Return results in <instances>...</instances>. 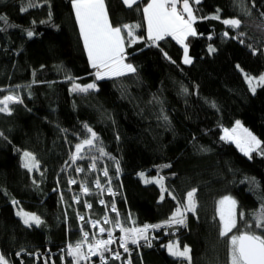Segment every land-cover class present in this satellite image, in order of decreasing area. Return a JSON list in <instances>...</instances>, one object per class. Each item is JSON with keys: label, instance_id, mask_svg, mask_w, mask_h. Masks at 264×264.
<instances>
[{"label": "trees", "instance_id": "16d2710c", "mask_svg": "<svg viewBox=\"0 0 264 264\" xmlns=\"http://www.w3.org/2000/svg\"><path fill=\"white\" fill-rule=\"evenodd\" d=\"M150 2L128 7L123 0H105L112 25H140L134 35L141 39L129 46L125 36L134 73L98 81L71 0H0V16L6 17L0 20V99L11 94L23 101L0 112V255L8 264H53L50 257L54 264H63L61 258L73 264L66 248L81 242V225L61 170L69 152L90 137L87 128L97 140L83 150V180L92 189L90 157L110 158L113 173L119 163L122 177L115 187L125 223L128 213L137 227L164 223L196 190L195 213H186L185 231L169 242L190 247L191 264H229V238L220 235L216 211L225 196L238 203L239 231L229 236L247 225L264 234L252 215L264 204V86L253 93L245 78L264 76V0H189L198 20L197 35L185 40L191 63H184V46L175 38L156 44L147 39L142 10ZM224 19H240L241 26L232 28ZM74 83L97 87L73 92ZM237 121L260 139L261 155L246 156L223 138V129ZM25 151L38 168L23 167ZM140 173L163 177L167 191L145 184ZM57 187L61 196L53 193ZM88 201L91 218L102 220L98 197ZM21 211L42 223L25 225ZM167 244L142 247L140 255L132 254L133 264H188L170 256Z\"/></svg>", "mask_w": 264, "mask_h": 264}, {"label": "snow or ice", "instance_id": "6c2138e0", "mask_svg": "<svg viewBox=\"0 0 264 264\" xmlns=\"http://www.w3.org/2000/svg\"><path fill=\"white\" fill-rule=\"evenodd\" d=\"M123 2L128 6L132 7L138 2V0H123ZM180 0H151V3L147 5L142 11L147 19V39L151 40L153 44L158 41L163 40L167 36H171L177 40L178 43L184 46V63H191L188 56V46L185 44V40L189 36H196L197 32L193 27L194 22L197 17L193 13V9L190 6L189 0H182V8L178 10V3ZM193 3L199 4L200 0H192ZM72 7L75 10V17L79 24L80 34L83 38V43L87 49L88 58L93 69H96L95 77L96 79H104L110 76H121L126 73H134L136 71L135 67L130 63H125V36L128 38L129 46L136 43L141 37L134 35V29L140 27V25H122L113 26L109 20L108 12L105 5V0H71ZM29 6L34 7L29 3ZM27 10L26 8L24 9ZM264 15V14H262ZM187 17V18H185ZM211 19H220V17L213 16ZM0 20H6V17L0 16ZM224 24L231 26L232 28L239 29L241 26L240 19H224L222 21ZM126 29V33L122 34V30ZM27 35L31 37L33 35L32 31H28ZM225 36L228 35L227 32L224 33ZM238 35H243V33H238ZM158 46V45H157ZM210 51L214 49L210 48ZM167 56V53H164ZM170 59V58H169ZM250 85H253L252 91H255L254 79L245 77ZM69 79H72L69 77ZM256 84L264 86V76H260L258 80H255ZM97 85L95 83H89L87 85L81 86L80 84H73V92H88L89 90L96 89ZM10 103H23L19 96L15 95H5L0 99V112H10ZM237 128L240 127L239 121L236 122ZM87 127V126H85ZM247 135L237 140V146L240 150L244 152L249 157L253 151H257L260 148L261 142L253 136L247 129L244 130ZM87 132L90 137H87L75 146V153L72 156V160L83 159V150L87 146L91 149L94 146V142L97 140V134L91 129L87 128ZM235 129L230 133L228 129H225L224 139H229L233 136ZM3 135V133H0ZM103 155L102 148L98 149ZM24 163L23 167L29 170L33 168H38L39 164L36 161L35 156L25 151L23 153ZM94 159V158H93ZM114 159V158H113ZM95 168V164L92 165ZM164 167H170V165H165ZM118 169V164H117ZM77 171H83V169L78 168ZM141 176L144 174L141 173ZM104 176H108L107 169L104 170ZM157 183L160 185L161 191L165 192L167 189L164 187V178L159 177L154 180H145V183ZM70 183H76L75 180H71ZM96 186L99 188V181H96ZM83 191L87 193L89 189L84 187ZM108 191L111 193V189ZM195 192L193 189L186 194L187 203L178 207L172 216L164 221L163 224L154 225H144L141 228H125L121 224L117 223L116 227L120 229L124 235L120 237L121 247L125 252H129L128 244L129 242L133 245H138L140 240H144L148 247H151V242L149 236L147 235L149 229H158L165 226L171 227L173 225H184L186 226V213L196 211L195 202ZM114 195V193H111ZM161 200L164 196L161 195ZM173 200L176 199L175 196L172 197ZM16 203V201H13ZM101 204L104 201H100ZM219 223H220V235L222 237L229 238V264H264V234H257L255 231L251 230V225H247L246 230L240 232L239 235L230 233L233 229L237 228V201L230 197L225 196L219 202ZM91 208V205H88ZM112 211H116L115 206H112ZM17 215H22L24 217V224L28 226L35 225L39 226L42 220L39 216L27 212H19ZM256 223V229L262 230L264 232V204H262L259 211L252 214ZM239 216L243 219L244 213L240 212ZM84 219V217H80ZM100 222H93V227H96ZM104 223H111L110 220L105 218ZM106 229L104 227L99 228L101 234L105 233ZM89 236L88 232L83 233L84 239L81 242H77L75 246H68V255L72 256L76 260V264H80L83 259H88L90 256L100 255L103 258V252L111 251L110 245L114 243L113 235L111 231H108L107 239H98L94 244H88L87 252L82 251L83 244L87 242ZM167 251L170 255L177 258H183L191 264V249L187 245L181 249L179 242H172L165 245ZM116 259H120L119 253L115 255ZM0 264H8V261L4 256L0 255ZM128 264H131L129 260Z\"/></svg>", "mask_w": 264, "mask_h": 264}, {"label": "built area", "instance_id": "2783aa9c", "mask_svg": "<svg viewBox=\"0 0 264 264\" xmlns=\"http://www.w3.org/2000/svg\"><path fill=\"white\" fill-rule=\"evenodd\" d=\"M87 147V146H86ZM74 155L73 152H69V155L67 157V161L65 165L63 166V169L61 170V174L64 176V180L66 182V189L64 192H66L70 199L72 207L75 210L76 219L77 222L81 225L80 226V236L81 241L84 239L83 233L88 232L89 236L87 240H92L91 244H94L96 240L98 239H107L108 238V231L112 232L114 243H112L109 247L111 251L108 253L103 252V258L101 260L97 257L93 258V264H107L110 260L117 261L118 264H128L129 260L131 261V264H133L132 260V254L134 252H137L139 255L141 254L142 247H148L146 245V242L144 240H140L138 245H133L129 242V252H125L123 250V247H121V240L120 237L124 235L120 231L118 227H116V224L119 223L125 228H141L134 225L131 215L128 213V223H125L124 220L121 217L120 209L117 201L118 192L116 191L115 182L121 183V177L122 172L121 168L118 162H115V172L113 173L111 169L109 168V163L111 162L110 158H98L96 156L90 157L87 159L88 163V169L89 174L91 176V182H92V189L86 186L85 181L82 177V171H77L78 168H80V162L81 159H77L75 161L72 160V156ZM94 158V159H93ZM93 163L95 164V168L92 167ZM118 164V169H117ZM81 169V168H80ZM107 169L108 176H104V170ZM71 180H75L76 183H70ZM99 181L100 187L98 188L96 186V181ZM58 181V179H57ZM84 187H87L89 191L85 193L83 191ZM111 189V194L108 189ZM53 193H58L60 196L63 194V190L59 187L53 190ZM97 196L98 197V205L104 210V216L102 220H94L90 216V209L88 205L90 204L88 201V198L91 196ZM62 204L65 206V201H63L62 197ZM100 201H104L103 204L100 203ZM115 206L116 211H112V206ZM82 209V213L79 209ZM84 217V219H80V217ZM105 218L111 221V223H104ZM99 221L100 223L93 227V222ZM83 223H86L88 225V229L83 228ZM163 224V223H161ZM153 225V224H148ZM104 227L106 229V232L101 235L99 232V228ZM143 227V226H142ZM185 231L184 225H173L171 227L165 226L158 229H149L147 235L149 236L151 247L156 246H162L164 244L169 243L170 241L176 239L178 236H180ZM102 237V238H101ZM85 244V243H84ZM83 244L82 251L85 253L87 252V245ZM66 251L68 252V247L66 248ZM116 253H119L120 259H116L115 255ZM110 255V256H109ZM71 258L73 264H76L72 256H67ZM55 257H50L51 263L54 264ZM63 264L66 262L65 259H60ZM91 261V260H90ZM88 260L85 259L83 263L80 264H88Z\"/></svg>", "mask_w": 264, "mask_h": 264}, {"label": "rangeland", "instance_id": "374dc122", "mask_svg": "<svg viewBox=\"0 0 264 264\" xmlns=\"http://www.w3.org/2000/svg\"><path fill=\"white\" fill-rule=\"evenodd\" d=\"M151 3V2H150ZM179 10V9H178ZM146 17V16H145ZM115 77H117V76H115ZM111 78V77H110ZM110 78H107V77H105L104 79H110ZM255 80H258V78H255L254 79V86H255V91L253 92V93H255L256 92V90H257V88L258 87H260L261 85H259V84H256L255 83ZM98 81H105V80H102V79H98ZM251 86V90H252V87H253V85H250ZM92 90H95V89H92ZM240 123V127L239 128H237V124L235 123V125L233 126V128H231V129H228L229 130V132L231 133L232 132V130L233 129H235V133L233 134V136H231V137H229V139H225L226 141H228V142H230V143H232V144H234L239 150H240V147H238L237 146V140H240V139H242V138H244L246 135H247V133L244 131L245 129H247V132H250L253 136H255L259 141H260V139L254 134V133H252L247 127H245L241 122H239ZM225 129H227V128H224L223 129V138H224V136H225ZM261 142V141H260ZM262 143L260 144V148L257 150V151H253L252 153H258V154H260L261 155V153H262ZM241 151V150H240ZM241 153H243L244 155H246L244 152H242L241 151ZM251 153V154H252ZM246 156H248V155H246ZM34 169H36V168H33V169H31V170H34ZM141 174V173H140ZM139 174V178L145 183V180L147 179V180H154L155 178H159V177H157V176H146V173H143L144 175L143 176H141ZM251 182H255L254 180H251ZM145 184H151V183H145ZM153 184H156V185H158L159 187H160V185L159 184H157V183H154L153 182ZM164 185H165V180H164ZM171 195H173L172 193H171ZM233 198V197H232ZM221 199H223V198H221ZM221 199H219L218 201H217V203H216V211H217V215H218V217H219V201L221 200ZM187 203V200H186V202L184 203V204H186ZM183 204V205H184ZM182 207V206H181ZM19 217L22 219V220H24V217L22 216V215H19ZM237 218H238V203H237ZM34 224V223H33ZM234 230V229H233ZM106 232V231H105ZM102 235V234H101ZM102 238V237H101ZM175 240V239H174ZM92 243V240H87V242H85V244L84 245H87L88 246V244H91ZM182 249V248H181ZM108 253L110 252V251H107ZM169 253V252H168ZM170 255V254H169ZM98 255H95V256H90L87 260H88V264H93V261H92V259L93 258H95V257H97ZM110 256V255H109ZM170 256H172V255H170ZM175 258H177V257H175ZM74 259V258H73ZM98 259L99 260H101L102 258H101V256L99 257L98 256ZM181 259H183V258H181ZM91 260V261H90ZM74 261L76 262V260L74 259ZM85 261V259H83V260H81L80 261V263H83Z\"/></svg>", "mask_w": 264, "mask_h": 264}, {"label": "crops", "instance_id": "0c3cea01", "mask_svg": "<svg viewBox=\"0 0 264 264\" xmlns=\"http://www.w3.org/2000/svg\"><path fill=\"white\" fill-rule=\"evenodd\" d=\"M190 3V2H189ZM190 6L192 7V9H193V13H194V15L196 16V11H195V8H194V6L190 3ZM177 7H178V9L180 10L181 8H182V0H180V2L178 3V5H177ZM185 18H187V17H185ZM145 19H146V17H145ZM198 20L196 19V21L194 22V24H193V27L195 28V23L197 22ZM146 24H147V19H146ZM167 37H171V36H167ZM167 37H165V38H167ZM190 37V36H189ZM164 38V39H165ZM188 38V37H187ZM83 39V38H82ZM161 41V40H160ZM160 41H158V42H160ZM157 42V43H158ZM85 47V46H84ZM85 50H86V53H87V49L85 48ZM87 57H88V54H87ZM88 60H89V58H88ZM125 63H127V61H126V58H125V61H124ZM89 63H90V61H89ZM91 65V64H90ZM126 74H131V73H126ZM125 75V74H124ZM111 78H113V77H115V76H110ZM110 77H107V78H110Z\"/></svg>", "mask_w": 264, "mask_h": 264}]
</instances>
